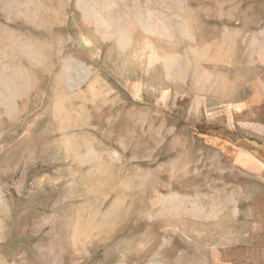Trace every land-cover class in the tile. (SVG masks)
Wrapping results in <instances>:
<instances>
[{"label":"rangeland","instance_id":"obj_1","mask_svg":"<svg viewBox=\"0 0 264 264\" xmlns=\"http://www.w3.org/2000/svg\"><path fill=\"white\" fill-rule=\"evenodd\" d=\"M264 0H0V264H256Z\"/></svg>","mask_w":264,"mask_h":264},{"label":"crops","instance_id":"obj_2","mask_svg":"<svg viewBox=\"0 0 264 264\" xmlns=\"http://www.w3.org/2000/svg\"><path fill=\"white\" fill-rule=\"evenodd\" d=\"M264 243V242H263ZM264 245V244H263ZM262 254H263V257H262V260H259L256 264H264V246H263V250H262ZM248 264H252L253 262H247Z\"/></svg>","mask_w":264,"mask_h":264}]
</instances>
